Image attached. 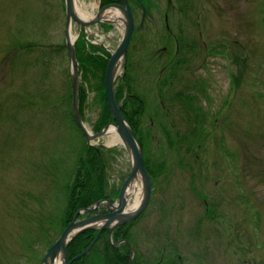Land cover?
<instances>
[{
	"label": "rangeland",
	"instance_id": "1",
	"mask_svg": "<svg viewBox=\"0 0 264 264\" xmlns=\"http://www.w3.org/2000/svg\"><path fill=\"white\" fill-rule=\"evenodd\" d=\"M99 3L75 0L93 16ZM144 3L148 7L144 29L136 32L130 44L133 59L143 61L146 48L156 54L168 46L176 48L178 37L185 64L175 86L164 94L171 107L167 121L162 114L155 117L156 92L150 89L145 94V118L152 136L148 159L156 178L151 200L131 228L134 250L151 260L159 250L167 254L170 247L182 264H264V0ZM133 10L138 25L142 11L137 6ZM65 22L64 0H0L3 95H18L25 83L26 90L34 89L31 70L12 74L7 50L18 31L23 40L61 43ZM111 26L105 31L94 25L87 29V36L92 43L114 51L124 33L123 25ZM80 32L73 22V36ZM53 62V80L67 84L70 62L66 52ZM124 71L121 63L116 78ZM86 87L82 117L95 133L93 125L102 107L98 92ZM176 94H182L185 102L192 97L195 111L187 110L186 116L179 101L170 102ZM16 104V99H10L9 106L0 110V264H40L43 250L36 242L31 249L33 259L25 255L19 242L23 229L18 226L27 225L25 218L45 217L51 211L48 192L53 183L46 174L61 169L63 175L75 152L55 118L50 123L52 116L42 114L37 104L28 112L15 111ZM162 124L181 132L182 140L187 132L191 135L172 148L161 133ZM108 141L106 136L91 144L106 151L108 199L115 200L130 172L131 156L120 142L109 145ZM136 184L137 193L142 192L141 180ZM135 199L129 191V203ZM18 205L22 217L13 212Z\"/></svg>",
	"mask_w": 264,
	"mask_h": 264
},
{
	"label": "trees",
	"instance_id": "2",
	"mask_svg": "<svg viewBox=\"0 0 264 264\" xmlns=\"http://www.w3.org/2000/svg\"><path fill=\"white\" fill-rule=\"evenodd\" d=\"M130 1L138 5L135 2L136 0ZM116 3H121V0H100L101 6ZM102 26L108 30L111 28L110 25ZM22 34V32L18 31L14 39H12V45L7 50L12 58L11 70L14 72L12 74L15 75L20 74L22 70L27 72L31 70L34 75L32 76L33 81H30L33 83L34 89L32 92L26 90L28 84L25 83L20 88L18 95H3L4 91L1 90L0 110L5 108V106H9L10 99H16L17 101V104L13 107L15 111L26 110L28 112L33 105L37 104L36 106L39 107V110L41 109L40 112L42 114L52 116L51 118L49 117L50 123L55 118L57 124L63 127L68 135L67 139L73 142L71 151L75 152L70 162L72 164L70 169H66L63 175L61 174L62 172H59L61 169H54L52 173L46 174L51 179V183H53L51 192H48L52 207L51 211L45 217L38 215L29 219L25 218L27 225L22 226L20 224L18 226L21 231L23 229L19 240L21 249L25 255H30L33 259V256H35V251L31 253L33 244L38 242L40 248L46 251L59 237L62 230L68 225L78 210L88 208L97 201L107 199L109 195L106 174V151L96 146L87 145L84 136L74 121L70 68L66 74L68 75L67 84L62 82L58 84L55 83V79L53 80L55 76L54 66L52 67L54 65L53 61L65 52L67 55L65 40L61 43H35L23 40ZM164 40H166L165 37ZM177 44L176 48L168 46L163 48L158 54L150 51V48H146L148 53L144 55L143 61L141 60L140 62L133 59L130 46L124 74L115 81V100L137 137L143 150L145 166L154 178L156 176L152 172L148 159L152 136L149 130L150 127L147 126L148 120L146 121L145 118V112L148 107L145 94H149L150 89L156 92L159 97V103L157 109L154 110L155 117L162 114V118L167 121L171 107L164 99V94L175 86L177 74L182 71L181 67L185 64V61L182 60L181 45L178 37ZM75 53L81 76L78 96L80 114L82 117V110L88 97L86 86L89 85L98 92L102 107L98 119L93 125L94 131L99 132L104 126L113 121L107 106L103 85L105 69L110 56L100 46L88 44L84 39V34H81L75 42ZM1 65L5 66L6 63L2 62ZM36 79L38 80L37 83L34 82ZM192 100V97H188L187 102H185L182 94H176L171 96L170 102L179 101L178 106L181 110L195 111ZM55 114H58L56 116L59 117H55ZM189 114L187 111L186 116ZM172 128L174 127L162 124L160 130L167 144L174 148L175 142L178 143V146L182 145V142H180L182 140L180 134L182 133ZM189 135L191 134L187 132L184 140ZM62 162L64 163L66 160H62ZM56 172L58 173V178L55 176ZM117 194L118 191L116 196ZM20 206L18 205V210L14 207L15 210L13 212H18L20 217H22L24 213L19 208ZM31 223H34V226ZM133 225L134 222H131L115 228L113 242L125 240L118 248H115L109 242V231H101L88 254L79 260L73 261L71 264H130V249L134 250V247H132L133 234L131 232ZM97 233V230L89 229L76 236L68 245L70 258L81 253L94 240ZM168 249L167 254L159 250L158 255L151 260L144 259L134 250L135 256L131 264H182L174 250L170 247ZM43 251L42 256H44Z\"/></svg>",
	"mask_w": 264,
	"mask_h": 264
},
{
	"label": "water",
	"instance_id": "3",
	"mask_svg": "<svg viewBox=\"0 0 264 264\" xmlns=\"http://www.w3.org/2000/svg\"><path fill=\"white\" fill-rule=\"evenodd\" d=\"M65 2V11H66V28H65V40L67 53L71 65V86H72V110L75 123L80 129L82 134L85 136V139L88 144L91 141L100 139L105 136L109 126H114L117 128L118 136L123 144V146L129 151L131 156V169L128 177L123 182L120 192L118 195L117 203H112L107 200L106 210L104 214H96L90 217L82 218L77 220L78 216L82 213H91L98 209L100 204L104 201H99L95 203L90 208L84 210H79L73 220L64 228L59 238L47 249L43 259L42 264H53L59 255L62 256V264H71L74 260H78L89 252L94 242L89 244L80 254L76 255L74 258L70 259L69 253L67 250L68 244L81 232L87 229H99L110 231L109 239L111 241V235L115 227H118L124 223L130 222L137 218L149 204L151 193H152V183L150 176L144 165V158L142 149L139 145L138 140L136 139L133 130L126 122L123 117L119 106L116 103L114 96V82L116 79L115 69L118 63L121 61L125 63L127 61V52L128 47L135 30V21L132 13V8L128 0H122L121 4H111L102 7L96 14L95 18L92 20L84 21L80 19L75 13V0H64ZM110 8H116L122 12L125 20V31L123 38L114 52L111 53V56L108 60L105 74H104V91L105 98L113 118V122L106 125L98 133H89V130L85 126L83 120L80 116L79 104H78V94H79V70L76 62V54L74 49L75 39L71 40L70 30L71 23L75 22L83 28H87L99 23H109L112 22L102 20V13ZM145 12V10H144ZM145 15V13H144ZM143 15V19H144ZM143 21V20H142ZM139 178L142 182L143 195L140 204L137 209L132 213L125 212V207L127 205V194L131 183ZM97 223H100L97 225Z\"/></svg>",
	"mask_w": 264,
	"mask_h": 264
},
{
	"label": "bare ground",
	"instance_id": "4",
	"mask_svg": "<svg viewBox=\"0 0 264 264\" xmlns=\"http://www.w3.org/2000/svg\"><path fill=\"white\" fill-rule=\"evenodd\" d=\"M75 13L80 19H82L84 21H88V20L95 18L94 17L95 15L93 16L91 14H88L86 11H83L81 8H79L77 6V4H75ZM101 19L113 22L115 24L123 25L122 30L124 32L125 20L123 18L122 12L119 11L118 9H116V8L107 9L106 11L103 12ZM70 36H71V40H73L74 36L72 34V27L70 30ZM121 63L122 62L118 63V65L116 66L115 74L118 73V71L121 67ZM89 133L91 134L92 132L89 130ZM106 136L109 138V141H108L109 145H116L119 142L122 143L119 136H118L117 128L114 126H109L107 133L105 134L104 137H106ZM136 180H138V179H136ZM136 180H134L129 187V191L133 192V194L136 196V199L133 202L127 204V208L125 209V212H127V213L134 212L137 209V207L140 204L141 199H142V192L140 191L139 193H137V189L139 188V186H137ZM98 224H100V223H97V225ZM62 263H63L62 256L59 255L53 264H62ZM49 264H51V263H49Z\"/></svg>",
	"mask_w": 264,
	"mask_h": 264
},
{
	"label": "flooded vegetation",
	"instance_id": "5",
	"mask_svg": "<svg viewBox=\"0 0 264 264\" xmlns=\"http://www.w3.org/2000/svg\"><path fill=\"white\" fill-rule=\"evenodd\" d=\"M135 2H136V3H139V2H142V0H136Z\"/></svg>",
	"mask_w": 264,
	"mask_h": 264
}]
</instances>
